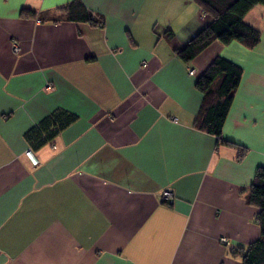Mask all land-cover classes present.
<instances>
[{
	"label": "crops",
	"instance_id": "0c3cea01",
	"mask_svg": "<svg viewBox=\"0 0 264 264\" xmlns=\"http://www.w3.org/2000/svg\"><path fill=\"white\" fill-rule=\"evenodd\" d=\"M72 2L98 25L67 20ZM244 22L257 46L215 40L186 63L163 34L209 36L194 0H0V264H242L261 235L246 195L264 167V5ZM218 56L242 67L221 135L241 159L196 125ZM58 109L77 120L33 149Z\"/></svg>",
	"mask_w": 264,
	"mask_h": 264
},
{
	"label": "trees",
	"instance_id": "16d2710c",
	"mask_svg": "<svg viewBox=\"0 0 264 264\" xmlns=\"http://www.w3.org/2000/svg\"><path fill=\"white\" fill-rule=\"evenodd\" d=\"M203 14L210 18V34L204 40L195 41L205 29L191 38L186 47L176 44L175 34L167 28L164 34L173 44L174 52L186 63L194 59L213 41L223 44L238 41L248 48H254L261 41V33L244 22L245 15L256 5H264V0H194ZM69 21L89 22L98 25L95 16L88 12L80 2H72L62 8ZM23 16H34L32 10H22ZM204 76L211 81L217 80L214 87H209L203 94L196 116L199 129L212 134L219 143L238 149V159L243 158L246 147L222 138V128L232 104L233 93L242 77V67L221 56L216 57L204 71ZM77 115L66 110H55L25 133V138L33 149L53 141L55 137L77 120ZM246 201L258 208L256 221L261 235L247 247H240L234 255L239 256L242 264H264V167L256 170L254 179L246 195Z\"/></svg>",
	"mask_w": 264,
	"mask_h": 264
},
{
	"label": "built area",
	"instance_id": "2783aa9c",
	"mask_svg": "<svg viewBox=\"0 0 264 264\" xmlns=\"http://www.w3.org/2000/svg\"><path fill=\"white\" fill-rule=\"evenodd\" d=\"M38 22H40V21H38ZM12 48L14 51L18 50V44L16 41H13ZM188 72L191 75L195 74V70L191 69V68H189ZM26 156L29 158V160L31 161L33 166H36L39 164V161L37 160V158L35 157L34 153L31 150L26 152ZM173 198H174V192L172 189L168 188V189L163 190V192L161 194V199L163 202L171 203ZM221 241L225 244L229 243L226 238H222Z\"/></svg>",
	"mask_w": 264,
	"mask_h": 264
}]
</instances>
